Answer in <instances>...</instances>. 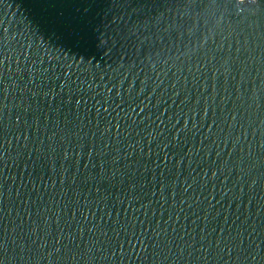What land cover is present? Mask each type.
<instances>
[{"label":"water","instance_id":"1","mask_svg":"<svg viewBox=\"0 0 264 264\" xmlns=\"http://www.w3.org/2000/svg\"><path fill=\"white\" fill-rule=\"evenodd\" d=\"M0 264H264V0H0Z\"/></svg>","mask_w":264,"mask_h":264}]
</instances>
